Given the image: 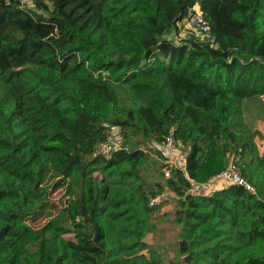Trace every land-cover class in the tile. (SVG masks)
<instances>
[{"label": "trees", "instance_id": "1", "mask_svg": "<svg viewBox=\"0 0 264 264\" xmlns=\"http://www.w3.org/2000/svg\"><path fill=\"white\" fill-rule=\"evenodd\" d=\"M32 3L0 0V264H162V252L141 238L149 200L164 187L175 195L180 228L169 264H264L259 132L229 127L242 120L245 101L264 95V0ZM194 5L213 44L167 40ZM112 128L126 149L105 157L99 147ZM170 134L187 151L185 168L150 185L142 146ZM230 157L255 192L230 185L189 193ZM96 171L134 182L133 194L106 197L103 210ZM58 188L72 197L68 224L35 228ZM108 211L127 239L121 248L100 221Z\"/></svg>", "mask_w": 264, "mask_h": 264}, {"label": "rangeland", "instance_id": "2", "mask_svg": "<svg viewBox=\"0 0 264 264\" xmlns=\"http://www.w3.org/2000/svg\"><path fill=\"white\" fill-rule=\"evenodd\" d=\"M24 8L26 9H34L32 0H21ZM182 28L179 29L178 26H175L174 30L168 34L165 35V38L174 40H181L185 41L189 38V35L187 31L181 26ZM246 104V101H245ZM250 104V103H248ZM113 134L117 137H119L122 142L123 139L119 133L118 128H113ZM259 136H262L264 138V134L259 132ZM131 143H134L132 141ZM124 144V142H123ZM145 150H151V152L148 154L149 159L148 162L145 164V166L142 168L141 176L147 181L150 185H155L156 183H163L164 179L162 176V169L165 165V159L162 157V155L157 152L153 145H145L142 146ZM153 150V151H152ZM181 150H183L181 148ZM104 149L103 146L99 147V152L103 153ZM234 163L233 157L229 159V164ZM92 178L95 180V182L100 186L103 190L102 200L99 203V207L103 208V210L106 208V197L109 201L114 200L118 201L117 195L120 197H124L126 195L133 194L136 185L134 182L130 180L121 181L122 179L120 177H115L114 179H106L103 180V175L100 173V171L94 172L92 175ZM121 181V182H120ZM154 187V186H153ZM158 191V189H156ZM169 191L167 188H163V190L159 191V193ZM67 191L64 188H58L55 191H52L50 195L48 196V200L50 203L53 204L54 209L50 210L45 213L44 216H42L38 221H36L32 226L35 228L43 227L45 226L50 220H56L60 218L67 217L64 215L65 210L69 203L72 201V197L67 195ZM175 195H173L172 192L170 194L165 195L164 201L156 206L153 207L154 211L149 218V228L147 232L144 234V236L141 238L142 242H144L147 246H155L162 252V264H169L172 261L177 260V252H176V242H177V235L180 230V228L174 223V216L173 212L175 210ZM67 219V224H68ZM100 221L103 224V227H108L111 233L113 234V239L115 242V245L119 248L121 246H124L127 243V239L125 238V235L120 231L121 230V223L115 222L111 218V214L108 211L106 213V216L100 217ZM230 225L227 223V226ZM55 233H53L54 235ZM60 238L64 239H71L72 235H65L60 236ZM136 238L132 237V241H135ZM146 256H148V251L143 252Z\"/></svg>", "mask_w": 264, "mask_h": 264}, {"label": "built area", "instance_id": "3", "mask_svg": "<svg viewBox=\"0 0 264 264\" xmlns=\"http://www.w3.org/2000/svg\"><path fill=\"white\" fill-rule=\"evenodd\" d=\"M176 26L183 28L187 31L189 38L185 41H196V42H203V43H210L213 44V39L210 36V25L203 17L198 5H194L190 8L187 14L176 24ZM170 40L174 44H180L181 40ZM113 128L109 130L106 134L105 140L101 146H103V153H101L105 157H109L119 151L125 150L126 147L124 146L122 140L113 134ZM153 145L162 157L165 159V167L162 169V173L165 179L171 177L170 169L172 168H179L177 165V159L174 155L175 149H178L181 146L178 142H176L172 136V134L168 135L162 144H151ZM152 150V151H153ZM145 153L149 154L151 150H143ZM215 180L221 181L228 186L236 185L241 186L245 190L253 193L255 191L254 187L242 176L239 168L234 163H230L225 170L220 172L219 174L215 175L214 177L210 178L207 183H211ZM204 184H197V187H201ZM170 194V191L162 192L156 194L155 196L151 197L149 200L150 207H156L160 205L164 199L165 195Z\"/></svg>", "mask_w": 264, "mask_h": 264}, {"label": "crops", "instance_id": "4", "mask_svg": "<svg viewBox=\"0 0 264 264\" xmlns=\"http://www.w3.org/2000/svg\"><path fill=\"white\" fill-rule=\"evenodd\" d=\"M250 103V104H248ZM232 131L237 134H249L254 131H258L264 134V95L259 99L253 98L247 100L246 104H243V117L241 121L232 120L229 124ZM254 145L256 153L261 157L264 155V138L256 135L254 138ZM182 146L175 149L174 155L177 159V165L180 169L185 168V157L187 151L181 150ZM232 158V157H231ZM228 187L227 184L215 180L211 183H206L201 187L196 185L190 190V194L194 196H209L213 193L220 191ZM255 192V191H254ZM260 193L264 196V187L260 189Z\"/></svg>", "mask_w": 264, "mask_h": 264}]
</instances>
